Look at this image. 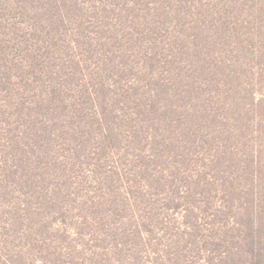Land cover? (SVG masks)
I'll list each match as a JSON object with an SVG mask.
<instances>
[{"label": "trees", "instance_id": "trees-1", "mask_svg": "<svg viewBox=\"0 0 264 264\" xmlns=\"http://www.w3.org/2000/svg\"><path fill=\"white\" fill-rule=\"evenodd\" d=\"M218 1L0 0V264H264V0Z\"/></svg>", "mask_w": 264, "mask_h": 264}, {"label": "rangeland", "instance_id": "rangeland-1", "mask_svg": "<svg viewBox=\"0 0 264 264\" xmlns=\"http://www.w3.org/2000/svg\"><path fill=\"white\" fill-rule=\"evenodd\" d=\"M198 1L200 2V1H204V4H205V7H206V10H208V9H210V7H209V3L210 4H214V2H219L218 0H196V3H198ZM233 2V1H232ZM245 12H249V10L248 9H246V10H244ZM264 68V64H262L261 66H259V65H255V78H254V85H255V89H256V91L258 92V94H257V98H262L263 97V95H264V71H262V69ZM259 73V74H258ZM136 214H137V216L138 217H140V213L137 211L136 212ZM169 214H174L175 216H177L178 215V217H180L181 216V214H177V213H175L174 211H170L169 212ZM138 217H136V219L138 218ZM131 222V227H132V223H133V221L132 220H130ZM155 226H158V227H160L159 226V221H157V220H154V222H152ZM129 227H130V225H129ZM183 229V228H182ZM73 231H77V230H73ZM72 231V232H73ZM84 231H86L87 232V229L86 230H84ZM75 234H73L72 235V239H67V242L68 243H66V244H68V246H70V248L71 247H73L74 245H76V244H78V243H80L79 245H81V246H79L78 247V249H76V250H72L73 251V254H76V255H80V257H88V258H85L86 260H87V264H94V262L93 261H91L90 259H89V257H90V252L91 251H93L94 249H95V247H94V245H95V243L96 242H94V241H92L91 239H92V236L91 235H89V234H87L86 235V233L85 232H82V234L79 232H74ZM70 248H68V252L69 253H71L70 252ZM151 251V252H150ZM150 251H148L146 254L145 253H143L142 255H143V257L145 258H147V259H149V260H152L150 263H148V264H158V260L157 259H155V258H153L154 256H153V253H152V249H150ZM114 258L112 259V257H111V260H112V262H113V264H129V263H127V262H123L122 261V257L121 256H118V255H115V256H113ZM3 258H5V257H3ZM131 260H130V263L131 264H136V263H134L133 261H132V258H130ZM143 261H144V259H143ZM129 262V261H128ZM141 264H146L145 262H140ZM160 263V262H159ZM204 263H207V261H203V260H199V264H204Z\"/></svg>", "mask_w": 264, "mask_h": 264}]
</instances>
